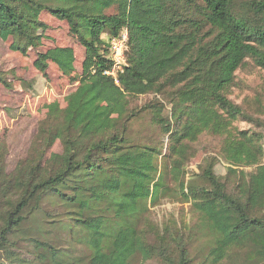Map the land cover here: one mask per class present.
Instances as JSON below:
<instances>
[{"label":"trees","instance_id":"obj_1","mask_svg":"<svg viewBox=\"0 0 264 264\" xmlns=\"http://www.w3.org/2000/svg\"><path fill=\"white\" fill-rule=\"evenodd\" d=\"M111 7L115 12L107 13ZM43 11L64 20L84 47L83 73L64 108L50 105L63 146L53 155L56 167L38 171L20 163L0 174V193L7 191L0 252L20 240L35 249L29 260L17 257L20 264H134L138 255L190 264L181 232H158L151 244L144 231L150 207L170 195L169 178L177 200L196 214L194 236L209 237L212 262L242 250L264 264V133L232 134L233 122L249 115L228 98L246 59L264 69V0H0V39L11 38L21 54L41 46L48 28ZM123 29L126 65L116 83L103 71L108 40ZM72 59L71 47H52L37 53L34 66L43 72L52 63L69 74ZM145 94L153 95L143 109L166 137L165 153L162 143L127 136L142 111L130 107L131 98ZM202 133L224 136L223 177L215 173L218 157L210 155L185 178L192 143ZM60 204L65 210L53 212ZM35 215L71 230L87 245V257L40 239Z\"/></svg>","mask_w":264,"mask_h":264},{"label":"rangeland","instance_id":"obj_2","mask_svg":"<svg viewBox=\"0 0 264 264\" xmlns=\"http://www.w3.org/2000/svg\"><path fill=\"white\" fill-rule=\"evenodd\" d=\"M242 1V0H240ZM111 7L107 13H114ZM40 20L47 26L46 37L42 45L36 49L27 50L21 54L13 50L11 38L0 39V174H11L18 164L37 165L38 171L55 168L57 160L54 154H61L63 146L57 136L55 122L52 119L54 111L50 105L56 104L59 108L66 105V96L78 86L79 78L83 73L85 49L70 32L64 20L53 17L46 11L40 14ZM52 47H71L73 50L72 69L69 74H63L55 65L49 63L42 72L34 66L37 53ZM152 94L139 95L131 98L130 107L141 108L137 117L130 120L127 134L131 141L147 144H163L162 153L166 152V137L151 123V114L143 106L152 98ZM228 98L245 110L249 118H240L233 122L231 133L239 131L264 133V69L256 66L251 59L234 72L233 84L230 87ZM166 105L164 112H169ZM224 136L202 133L192 143L194 155L185 166V178L193 172H198L202 159L216 155L217 163L214 167L219 176L226 174V163L219 157V150ZM163 165V161L159 159ZM251 171L252 167L244 168ZM37 171V172H38ZM168 181V182H167ZM169 196H162L159 202L150 207L146 232L148 241L157 244L158 232H181L184 236L185 248L188 252L190 264H263L259 260H251L242 250L230 253L221 262H212L209 257L211 242L208 236L194 233L196 214L189 202H179L174 183L167 178ZM199 183V180L198 182ZM6 190L0 193V204ZM179 197V196H178ZM49 203L46 201L45 206ZM65 210L62 204L55 206L53 212ZM39 222L32 221L34 227L41 224L42 231L37 236L47 239L56 247L70 248L77 257L86 256L89 249L83 240L75 241V234L71 230L52 227L50 217L34 216ZM54 219H58L55 217ZM56 222V221H55ZM36 224V225H35ZM80 239H83L80 237ZM8 251L0 252V261L4 264H20L16 258L26 260L33 258L35 249L26 245L25 241H17ZM6 250V249H5ZM3 252V253H2ZM23 264H28L24 262ZM134 264H163L156 255L144 260L140 255L134 259Z\"/></svg>","mask_w":264,"mask_h":264},{"label":"built area","instance_id":"obj_3","mask_svg":"<svg viewBox=\"0 0 264 264\" xmlns=\"http://www.w3.org/2000/svg\"><path fill=\"white\" fill-rule=\"evenodd\" d=\"M126 41V29H123L117 36H114L108 40L110 64L103 71V74L111 77L116 83L119 72H121L123 67L126 65Z\"/></svg>","mask_w":264,"mask_h":264}]
</instances>
